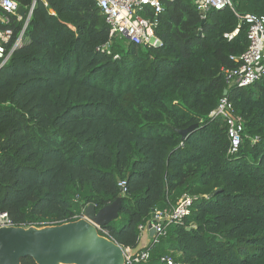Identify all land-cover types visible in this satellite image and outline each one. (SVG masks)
Listing matches in <instances>:
<instances>
[{"label": "trees", "instance_id": "16d2710c", "mask_svg": "<svg viewBox=\"0 0 264 264\" xmlns=\"http://www.w3.org/2000/svg\"><path fill=\"white\" fill-rule=\"evenodd\" d=\"M13 1L32 12L0 68V213L42 228L121 197L98 234L134 249L139 226L188 194L189 215L135 264H264V77L238 88L222 74L248 44L237 17L264 16V0L202 14L196 0H162L157 47L111 38L95 0ZM22 25L0 23L12 32L6 53ZM223 97L243 121L235 155L213 114ZM193 125L184 139L176 132Z\"/></svg>", "mask_w": 264, "mask_h": 264}, {"label": "built area", "instance_id": "2783aa9c", "mask_svg": "<svg viewBox=\"0 0 264 264\" xmlns=\"http://www.w3.org/2000/svg\"><path fill=\"white\" fill-rule=\"evenodd\" d=\"M235 0H196L197 10L204 13L211 9L223 10L232 8ZM96 6L104 17L111 38H125L130 43L142 47H157L160 40L155 36L154 29L157 25V16L162 11V0H95ZM18 5L13 0H0V23L8 25L10 17L23 20L21 31L15 39L12 47L6 53V45L12 35L10 29L0 30V68L6 63L10 54L23 43V35L29 22V12L24 18L17 15ZM151 12L152 19L144 18L142 14ZM238 19L248 26V44L245 51L238 57H231L238 65L231 69L222 71L225 83L228 86L243 88L250 86L264 77V16L246 14L238 16ZM233 35V34H232ZM232 35H226L231 39ZM117 58V56H115ZM214 117L219 119L226 127L227 139L229 141V155H235L242 143L243 121L234 114L231 102L223 97L220 99L214 111ZM253 140V142H255ZM121 196L126 195V182L119 181ZM194 197L183 194L175 206L156 210L151 219L144 226H139L142 233L148 230V226L154 229L152 242L157 243L159 238L165 234V228L170 224H182V221L190 213ZM83 214V213H82ZM78 219L83 218V215ZM14 227L6 213H0V228ZM98 232L106 233L103 229L96 228ZM147 258V253L142 252L134 256L124 255L125 264H135ZM166 264H172L170 258L165 259Z\"/></svg>", "mask_w": 264, "mask_h": 264}, {"label": "water", "instance_id": "95a60500", "mask_svg": "<svg viewBox=\"0 0 264 264\" xmlns=\"http://www.w3.org/2000/svg\"><path fill=\"white\" fill-rule=\"evenodd\" d=\"M27 14L18 7L20 18ZM196 127L176 132L184 139ZM121 205V197L99 210L89 205L83 211V218L62 225L0 228V264H21L24 258L32 259L35 264H125L124 255H136L143 248L141 241L134 249H126L100 236L96 229L116 221ZM154 232L148 226L151 237Z\"/></svg>", "mask_w": 264, "mask_h": 264}, {"label": "crops", "instance_id": "0c3cea01", "mask_svg": "<svg viewBox=\"0 0 264 264\" xmlns=\"http://www.w3.org/2000/svg\"><path fill=\"white\" fill-rule=\"evenodd\" d=\"M142 240L144 243H142ZM140 241L142 243L143 248L148 246L151 243L152 237L149 235L148 230L146 232L142 233V237H141Z\"/></svg>", "mask_w": 264, "mask_h": 264}, {"label": "rangeland", "instance_id": "374dc122", "mask_svg": "<svg viewBox=\"0 0 264 264\" xmlns=\"http://www.w3.org/2000/svg\"><path fill=\"white\" fill-rule=\"evenodd\" d=\"M142 243H144L143 240H142Z\"/></svg>", "mask_w": 264, "mask_h": 264}]
</instances>
